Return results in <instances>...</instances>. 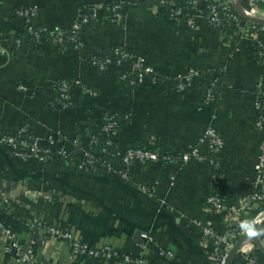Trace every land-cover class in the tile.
<instances>
[{"label": "crops", "instance_id": "obj_1", "mask_svg": "<svg viewBox=\"0 0 264 264\" xmlns=\"http://www.w3.org/2000/svg\"><path fill=\"white\" fill-rule=\"evenodd\" d=\"M125 2L122 21L102 20L82 35L80 46L15 49L0 53V127L15 132L24 126L40 138L60 132L69 140L87 134V117L100 118L105 111L130 116L119 131L121 148L146 145L154 136L155 148L178 155L196 146L208 127L224 139L217 156L202 148L203 158L187 163L161 162L136 165L130 181L110 172L88 173L67 169L58 155L43 163L38 158L20 162L0 145V224L23 241L34 240L45 264H126L123 256L72 258L69 246L56 238H41L30 222L71 232L93 248H115L141 257L145 264H212V240L205 238L202 221L217 232L228 225L223 216L206 208L211 194L236 205L253 189L255 166L264 130L255 127L257 113L253 93L264 87V69L249 38L239 39L230 60L221 57L223 37L204 20L195 29L170 23L157 13L153 0H0V37L25 28L18 9L37 7L35 26L69 28L86 4ZM123 47L158 71L165 83L129 85L110 68L98 72L89 62L91 53L110 55ZM127 68V67H126ZM189 69L213 72L222 77L220 100L207 105L202 97L205 80L181 90L169 80ZM125 71V69H122ZM79 79L95 90L92 96L72 89L67 110L54 109L50 101L60 81ZM27 87L26 91L18 85ZM97 124L95 125V127ZM78 132V136H76ZM217 162L221 180L211 161ZM217 168V167H216ZM43 191L52 196L36 199ZM246 232L257 233L264 246V218L257 211L245 214ZM147 233L152 243L145 244ZM247 255L234 264H264V252L253 243ZM172 254V256H171ZM0 264L14 262L0 246Z\"/></svg>", "mask_w": 264, "mask_h": 264}, {"label": "built area", "instance_id": "obj_2", "mask_svg": "<svg viewBox=\"0 0 264 264\" xmlns=\"http://www.w3.org/2000/svg\"><path fill=\"white\" fill-rule=\"evenodd\" d=\"M155 1L156 7L162 9L167 19L180 22L188 29H195L198 20H204L211 28L219 30V32L224 33L227 32L226 30H234L237 32V41L249 38L255 46L258 62L264 69V26L247 20L242 25L243 19L235 10L236 0ZM125 7H127L125 2L109 5H83L79 8L74 22L69 28L65 29L35 26L33 19L38 15L37 7L18 9L16 15L24 21V29L27 34L17 38L2 35L0 37V53L9 55L14 48L17 50L27 46L26 40L28 39L35 42L33 45L31 44L32 48L46 47L62 50L68 46H80L83 33L91 26L102 20L113 23L122 21ZM243 12L249 18L264 19V0H244ZM88 59L98 72L102 73L114 68L117 75H120L121 81H129L127 83L130 86L155 85L160 81V78L165 81V78L157 70L146 64L144 58L133 56L128 49L123 47L114 48L112 53L107 56L91 53ZM122 69H125V71ZM172 79L177 81V87L181 90L189 89L196 82L205 80L204 88L207 89V94L204 103L207 105L213 104L216 97L221 96L224 88L220 74L196 69L179 73ZM163 82L159 84H163ZM56 85L59 86L60 95L58 100L51 106L54 109L67 110L72 106L70 105L73 103L72 89L75 87L80 88L82 93L89 96L94 94L90 86L79 79L60 81ZM18 89L26 91L27 87L19 84ZM253 96L257 113L255 127L258 130H264V87L262 84L256 87ZM129 117H125L126 120H129ZM116 126L117 122L114 121V117L109 116L103 127L97 124L93 131L87 132L84 136L69 138V140L62 136L60 132H49L44 138L37 137L29 126L22 127L14 134H3L1 132L3 129L0 127V145L20 162H25L30 158H38L41 162L46 163L54 155H58L63 159L73 152L74 156L71 157V160L77 170L85 172L91 169L99 173L110 172L127 182L131 180V173L136 165H151L171 161L187 163L192 159H202V148L204 147L217 156L225 145L223 137L213 127H208L199 138L196 146L178 155L164 154L155 148L157 140L154 136L148 137L146 145L131 144L121 148L117 142L119 131ZM71 139H74V141H71ZM99 139L105 140V143L100 150H95L94 148L99 143ZM109 156L110 159L107 158ZM210 163L215 168L216 180L220 181L222 176L217 162L211 161ZM35 197L38 201L49 202L52 200V196L43 191H38ZM205 206L219 212L228 225L226 231L220 233L208 224L197 221L202 227L204 237L213 242V251L210 256L212 264H226L230 251L246 233L243 227L245 214L257 211L258 215L264 218V141L259 148L251 194L236 205H228L222 197L211 194L207 197ZM30 226L41 230L40 236L43 240L56 238L65 242L71 250L72 258L75 260L89 255L100 258H111L120 255L123 256L126 264H145L141 257L120 253L115 248L90 247L76 240L71 232L45 226L41 219H34L30 222ZM141 239L145 244L152 241L147 233H142ZM252 244L253 242L250 240L245 241L237 256L247 255L249 253L248 247ZM0 246L14 262L19 264H45L36 252V242L34 240L23 241L12 230L2 224H0Z\"/></svg>", "mask_w": 264, "mask_h": 264}, {"label": "trees", "instance_id": "obj_3", "mask_svg": "<svg viewBox=\"0 0 264 264\" xmlns=\"http://www.w3.org/2000/svg\"><path fill=\"white\" fill-rule=\"evenodd\" d=\"M153 5H154L155 9L157 10V13L164 14V12L162 11V9L156 7V1L155 0H153ZM169 21H170L171 24L172 23L173 24L176 23L173 20H169ZM226 31L227 32H224V33L220 32V34H222V37H223V40L224 41H223V44L219 47L220 48L219 51L221 52L220 55H221V57L223 59L230 60L232 58V56H233V53H234L235 42L237 41V32H235L234 30L233 31L226 30ZM26 34H27V31L24 29L23 31H20L17 34H10V36H12L14 38H17L18 36H26ZM33 43H35V42L32 39L31 40L30 39L26 40L27 48L28 49H31V50H34L31 47V44L33 45ZM115 48H117V47H115ZM117 76H118V79L121 80L120 79V75L118 74ZM163 81H164V79L163 78H160V81L157 84H155V85H151V87H155L156 88V87H158L160 85L159 83H161ZM127 82H129V81H127ZM127 82H125V83H127ZM169 82H170V84L173 87H177V84L178 83H177V81L175 79H172L171 78V80H169ZM163 83H165V81ZM127 84H129V83H127ZM91 90L95 93V90L93 88H91ZM206 94H207V89L206 88H203L202 89V97H203V99L206 97ZM59 95H60V93H59V86L56 85L55 86V97H54V99H52L50 101V106H52L58 100ZM218 100H220V98L219 97H216V101H218ZM70 105L73 106V105H76V103H72ZM109 116L114 117V121L117 122L116 129L118 131H120L121 128L123 127V125L126 124V121L127 120H126L125 116H123L121 114L110 113L108 111H105L103 113V115L100 118H98V119H95L93 117H87L84 120V122H86V124H87L86 131L88 133L91 132V131H93L95 129V125L96 124H99V126L103 127L106 124L107 118ZM1 132L3 134H14V132H7L5 130H2ZM75 134H76V136H78V132H76ZM71 141H74V139H71ZM104 143H105V140L99 139V143L97 144V146L94 149L95 150H100V148L104 145ZM73 156H74V154H73V152H71L68 157L63 158L62 159L63 166L65 168H67V169L77 170V168L74 165V162L71 160V157H73ZM107 158L110 159L111 157L109 156ZM85 172H88V173H99V172L93 171L91 169H89V170H87Z\"/></svg>", "mask_w": 264, "mask_h": 264}, {"label": "water", "instance_id": "obj_4", "mask_svg": "<svg viewBox=\"0 0 264 264\" xmlns=\"http://www.w3.org/2000/svg\"><path fill=\"white\" fill-rule=\"evenodd\" d=\"M243 6H244V0H236L235 3V10L236 12L241 16V18L243 19L242 21V25H244L247 21H250L252 23L264 26V19L261 18H249L247 17L244 12H243ZM251 232H246L234 245V247L232 248V250L229 253L228 259H227V263L226 264H234L235 259L237 257L238 251L241 248L242 244L245 241H252L253 243H255L258 248L264 252V246L262 245V242L259 240V238L256 235H250Z\"/></svg>", "mask_w": 264, "mask_h": 264}, {"label": "clouds", "instance_id": "obj_5", "mask_svg": "<svg viewBox=\"0 0 264 264\" xmlns=\"http://www.w3.org/2000/svg\"><path fill=\"white\" fill-rule=\"evenodd\" d=\"M250 235H257L255 231L251 232Z\"/></svg>", "mask_w": 264, "mask_h": 264}]
</instances>
